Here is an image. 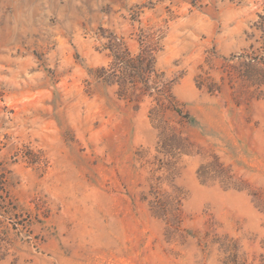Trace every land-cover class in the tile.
Masks as SVG:
<instances>
[{
    "label": "rangeland",
    "instance_id": "374dc122",
    "mask_svg": "<svg viewBox=\"0 0 264 264\" xmlns=\"http://www.w3.org/2000/svg\"><path fill=\"white\" fill-rule=\"evenodd\" d=\"M0 188V264H264V0H0Z\"/></svg>",
    "mask_w": 264,
    "mask_h": 264
},
{
    "label": "trees",
    "instance_id": "16d2710c",
    "mask_svg": "<svg viewBox=\"0 0 264 264\" xmlns=\"http://www.w3.org/2000/svg\"><path fill=\"white\" fill-rule=\"evenodd\" d=\"M145 48L141 51L140 54H138L137 56H132L131 55V51L129 50L128 47H125L124 50V54L125 56L129 57L128 60V64L131 66V70L133 71V73L136 74H140L143 75V77L145 78V82H146V86H145V90L146 91H151L154 90L157 91L159 94H163L165 92H169L170 91V86L168 85V83H164L160 84V85H156L157 81L154 80L153 75L157 74V70H156V56L154 55V46L152 45H144ZM117 55V54H116ZM115 64V62L113 63V65ZM113 68V67H111ZM117 70L114 69L110 75L113 77L112 82H114V77L117 75L115 72ZM121 91L123 93H126L129 89H133L135 90V86L132 87H128L124 84H121ZM162 107V105H160ZM2 189V188H0Z\"/></svg>",
    "mask_w": 264,
    "mask_h": 264
}]
</instances>
